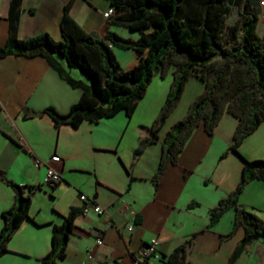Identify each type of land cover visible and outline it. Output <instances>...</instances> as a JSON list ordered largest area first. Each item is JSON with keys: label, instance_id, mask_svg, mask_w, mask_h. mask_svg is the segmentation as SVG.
Returning a JSON list of instances; mask_svg holds the SVG:
<instances>
[{"label": "crops", "instance_id": "obj_1", "mask_svg": "<svg viewBox=\"0 0 264 264\" xmlns=\"http://www.w3.org/2000/svg\"><path fill=\"white\" fill-rule=\"evenodd\" d=\"M10 1L0 0V48L9 37ZM69 2V17L85 33L96 38L107 32L132 40L139 37L138 32L113 24L117 13L103 16L111 8L108 0H21L17 38L26 40L45 33L53 41H61L60 22ZM261 2L264 0H251L259 37L264 36ZM134 53L133 64L123 70L137 64L138 54ZM57 60L75 81L91 85L62 59ZM203 90V82L190 77L179 103L158 131L157 142H145L151 124L142 120L123 146L124 112L95 123L83 122L76 129L70 125L55 128L43 111L52 107L67 114L79 100L81 89L70 87L40 56L1 58L0 174L23 189L32 188L33 194L28 219L11 236L0 264H43L41 258L51 249L53 226L61 225L71 208H83L81 195L104 213L75 218L66 257L57 264H129L128 254L137 253L152 238L159 242L163 256V262L156 264H165L167 256L184 243L190 264H228L243 229L224 238L233 227L235 210L229 209L213 226L209 225V211L235 190L243 160H264V123L243 139L237 153L228 151L237 126L231 115L222 116L212 135L202 126L195 128L177 164L166 169L156 186L153 182L168 131ZM30 112L41 115L31 117ZM141 146V153L135 155ZM47 167L61 176L50 196L38 189ZM14 196L13 188L0 176V231L1 215L12 207ZM38 196L48 197L47 203L36 204ZM191 203L198 206L189 208ZM238 204L264 219V183L249 182ZM234 264H264V238L256 239Z\"/></svg>", "mask_w": 264, "mask_h": 264}, {"label": "trees", "instance_id": "obj_2", "mask_svg": "<svg viewBox=\"0 0 264 264\" xmlns=\"http://www.w3.org/2000/svg\"><path fill=\"white\" fill-rule=\"evenodd\" d=\"M114 13L113 24L138 32L136 40L107 32L103 38L85 33L69 17L72 2L65 5L60 22L61 41L41 33L26 40L17 38L21 0H11L9 37L0 48V59L7 56H40L72 88H80L79 100L67 114L48 107L55 128L83 122H98L124 112L131 118L139 100L158 74L164 77L173 70V81L157 118L147 129L146 143L158 140V131L179 103L190 77L199 79L204 90L190 104L184 117L172 127L162 145L155 186L166 169L176 165L180 153L195 128L202 126L212 135L226 113L237 119L233 143L228 151L238 152L245 137L264 123V36L256 33L258 18L251 0H108ZM234 15V17H232ZM112 46L138 54V62L123 70ZM79 69L91 85L75 81L61 66ZM142 146L135 150L140 154ZM227 151V152H228ZM225 152L221 157H225ZM242 176L234 191L219 200L209 211V225H215L229 209L235 210L233 227L224 238L239 228L244 235L229 258L234 264L256 239L264 238V219L241 208L239 196L245 186L257 180L264 183V160H243ZM1 179L15 191L14 203L2 213L0 256L8 252L7 244L23 220L28 219L32 188L23 189ZM198 206L189 204V208ZM82 209L71 208L61 225L53 226L51 249L41 258L43 264H57L66 257V247L74 221ZM187 243L173 250L165 264H190L186 259Z\"/></svg>", "mask_w": 264, "mask_h": 264}, {"label": "rangeland", "instance_id": "obj_3", "mask_svg": "<svg viewBox=\"0 0 264 264\" xmlns=\"http://www.w3.org/2000/svg\"><path fill=\"white\" fill-rule=\"evenodd\" d=\"M232 17H234V15ZM113 51L116 54L117 60L122 69L133 64V60L136 57L133 51L125 50L117 46L114 47ZM74 69L76 70V73H79L80 75H82L81 76L82 78L84 77L87 81L89 80L87 76L83 74L79 69L77 68H74ZM172 74H173V70L171 69L164 77H161L160 75H156L152 78V81L147 87L144 96L142 97L141 100H139L132 117L125 118L126 120L124 122V125H121L122 136L124 135L122 138L121 145L124 146L127 143L129 137H133V128L140 121L148 120V123L150 122V124L152 125L154 120L157 118L160 112V109L163 106L166 100L167 94L170 90V86L173 81ZM45 173H46V170H45ZM40 191L45 193L47 196H50L54 190H52L48 185H46L43 180V183L40 187ZM45 199H48V197L38 196V198H36L35 203L36 204L38 203L46 204L47 202H45L46 201ZM250 213H253V212H250Z\"/></svg>", "mask_w": 264, "mask_h": 264}, {"label": "built area", "instance_id": "obj_4", "mask_svg": "<svg viewBox=\"0 0 264 264\" xmlns=\"http://www.w3.org/2000/svg\"><path fill=\"white\" fill-rule=\"evenodd\" d=\"M264 6V2H261ZM114 14V10L110 8L106 13L103 14L105 18H109ZM61 182V176L59 172L53 168L47 167L46 174L44 178V183L48 185L52 190L57 187ZM41 186L38 187L40 189ZM79 199L83 202L82 215L86 216L90 212L97 215H102L104 213L103 209L96 205L93 200L87 199L85 196L81 195ZM102 239L100 236L97 238V243L102 244ZM129 264H156L163 262V256L159 251V242L157 239L152 238L146 242L137 253H129Z\"/></svg>", "mask_w": 264, "mask_h": 264}, {"label": "water", "instance_id": "obj_5", "mask_svg": "<svg viewBox=\"0 0 264 264\" xmlns=\"http://www.w3.org/2000/svg\"><path fill=\"white\" fill-rule=\"evenodd\" d=\"M41 115V113H35V112H30L29 116L31 117H39Z\"/></svg>", "mask_w": 264, "mask_h": 264}]
</instances>
